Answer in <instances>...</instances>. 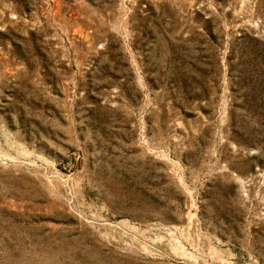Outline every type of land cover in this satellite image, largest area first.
I'll use <instances>...</instances> for the list:
<instances>
[{"label":"rangeland","instance_id":"rangeland-1","mask_svg":"<svg viewBox=\"0 0 264 264\" xmlns=\"http://www.w3.org/2000/svg\"><path fill=\"white\" fill-rule=\"evenodd\" d=\"M0 264H264V0H0Z\"/></svg>","mask_w":264,"mask_h":264}]
</instances>
